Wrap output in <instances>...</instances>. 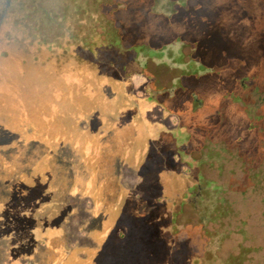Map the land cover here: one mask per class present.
<instances>
[{
    "label": "rangeland",
    "instance_id": "rangeland-1",
    "mask_svg": "<svg viewBox=\"0 0 264 264\" xmlns=\"http://www.w3.org/2000/svg\"><path fill=\"white\" fill-rule=\"evenodd\" d=\"M53 9V22L36 24L21 18L18 0H0V53H27L20 37L28 47L39 44L44 78L51 75L45 61L61 60L52 116L31 118L55 122L52 145L60 136L56 124L63 134L76 130L64 126L62 111L84 103L91 112L99 108L106 122L101 135L110 138L96 144L94 121L87 138L72 142L78 150L87 146L92 163L81 164L70 148L60 153L71 174L72 164L80 165L75 186L85 176L86 187L72 197V175L56 173L71 189L70 240L58 239L57 255L44 249L41 263L58 264L65 253L66 264H203L209 252L210 264L242 253L244 264H264V0H104L100 23L93 8L89 18L87 10L72 14V6L66 18ZM93 24L101 36L105 26L117 29L122 60L79 63L84 58L76 50L84 47L70 33ZM34 28L45 34L38 38ZM91 33L90 41L107 43ZM132 135L144 150L132 147ZM116 144L121 158L111 152ZM201 158L196 173L188 170ZM112 177L120 182L110 184ZM195 183L214 188L209 200L216 212L205 227L199 209L180 202Z\"/></svg>",
    "mask_w": 264,
    "mask_h": 264
},
{
    "label": "trees",
    "instance_id": "trees-1",
    "mask_svg": "<svg viewBox=\"0 0 264 264\" xmlns=\"http://www.w3.org/2000/svg\"><path fill=\"white\" fill-rule=\"evenodd\" d=\"M47 1L48 3L45 7L43 0H18L20 10L22 11L21 18L43 25L47 20L52 22L55 20L54 15L57 16V13H54V7L57 8L60 15L65 16L63 18H66L67 10L70 6H72V14L77 13V15H80L82 12L80 9L87 10L85 11V15L89 18L94 12L98 13V7L104 2V0ZM92 8L95 11L91 13ZM78 20L79 24H81V19ZM102 20L104 18L102 12H100L93 21L100 23ZM108 25H110V21ZM80 27L82 29L80 31L74 28L71 31L69 28H66L67 31H71L70 36L72 37V41H75L74 44L84 47V52H82V48L76 50L77 55L84 58L81 61L78 60L79 63L88 65L87 62L90 57L93 60L89 62L97 63L100 57H103L99 63L107 61L104 64L106 66V64L111 65L116 60L123 59L119 50L120 38L116 34L117 29L115 27H112V31L110 32L106 28L107 26H105L107 32H103L102 36L100 33H97L98 26L94 24L92 28H88L87 30L82 25ZM34 29V35L36 36L45 34L43 33L44 29ZM92 31L97 41H99L98 38L101 36L102 40H105L107 43L97 45L92 40V43H90ZM18 39L22 40L20 42L26 44L23 45L24 49H21V51L25 50L27 53L18 52L19 55L14 53L15 50H11V55L0 53V264H42L41 253L44 249L49 250L51 229L55 228L56 230L60 228L62 230L61 236L65 240L63 244L67 243L68 245L70 240L69 230L71 227L68 225L69 221H66V217L68 216L69 208H71L68 203V193L71 189L66 188L67 186L62 183V179L57 178L56 173L63 172L67 174L69 172L68 174L72 175V181L69 179L70 184L72 183V197H75L77 191L79 192L82 188L86 187L87 181V177L83 176L82 179L85 181L82 182V186H75L74 180L79 178L77 169L80 165L72 164V172L74 170L75 172L71 174L68 161L64 160L65 158L63 159L60 153L70 148L72 152L74 151L73 154L79 156L81 164L87 165L92 163V159L84 155L86 154L84 150L87 146L85 145L84 148L83 143L81 150H78L80 147L74 146L72 142L78 139L77 137L79 136L87 138L88 129L94 124V121L97 123L96 126L99 127V132L101 130L100 123H104L105 125L106 122L104 120L101 121L103 115L101 116V112L98 111L99 108L94 110L96 112L89 111L90 108H93L92 104L87 106L84 103V106L78 108V110L67 111L66 113L63 110L62 123L65 121L64 126L76 127V130L74 132L71 128L69 133L65 132L63 134V124H56L57 133L59 132L60 136L58 134L54 136L59 139L58 141L56 140V145H52L50 141L53 138L49 134H51L55 122L45 119V122L42 121L43 123L41 124L40 122L38 123L39 119L36 122H32L31 118H35L33 115L38 113L41 117L45 116L47 119L52 116V110L54 109L52 104L55 103L53 98L55 91L54 84L57 83L56 77L60 73L61 60H57L54 57L49 62L45 61L46 67H50L51 69L49 71L51 75H45L44 78L40 70L44 60L39 59L37 54L40 45L32 43L28 47L29 44L27 45L25 40L21 39V37ZM31 46L35 48L31 49ZM101 54L105 56H101ZM64 69L61 68V71L63 72ZM22 70H24L23 73ZM120 70L124 72L123 69ZM88 76L90 77L91 75ZM108 76L105 75V78L107 79ZM101 79L103 83L104 79L102 76ZM59 116H61L60 113L57 114V117ZM65 116L68 118L65 119ZM113 119L117 120L116 117ZM43 124L45 128H48L47 131L44 130L45 137L49 136L46 140L43 138L44 135L41 134L43 132ZM74 133H76L75 137L72 135ZM97 136L98 142L96 144L98 143V145H102L110 138V134L107 135L108 138H105L101 135V132L96 133ZM60 137H66L67 140L63 139L61 141ZM132 137L130 142L132 147L140 148V151L141 149L144 150V147L140 145L141 137L136 135H132ZM151 140L146 138L147 143L150 141V146H152ZM123 141L121 147L126 145L125 139ZM118 144H116V148H111V152H114V154H117V157L121 158L122 154H119L120 147ZM110 147L108 146V148ZM89 150H91L90 147ZM203 158L205 159V156ZM204 159H199L197 164L194 163L193 159L192 165L194 167L189 169L187 167V169L196 173L195 170H199V163ZM182 165L180 159L179 166ZM112 179H110V184L117 183V180L118 183L120 182V179H114L113 177ZM210 187L206 184L195 183V185L187 187L182 192L185 196H181L182 198L180 199V202H185V204L190 203L191 206L199 209V219L204 227L213 218L214 212H216L215 208L217 207V203L209 200L210 191L214 189ZM228 213L227 211L224 212V214ZM222 236L224 235L219 234L215 236L214 240L220 241L223 238ZM67 250L69 249L67 248ZM205 257L202 260L203 264H210L207 259L209 252L206 253ZM245 259V254L242 253L224 259L218 264H244Z\"/></svg>",
    "mask_w": 264,
    "mask_h": 264
},
{
    "label": "crops",
    "instance_id": "crops-1",
    "mask_svg": "<svg viewBox=\"0 0 264 264\" xmlns=\"http://www.w3.org/2000/svg\"><path fill=\"white\" fill-rule=\"evenodd\" d=\"M51 232H50V239H51V241H50V246H49V248H52V249H49V251H51L52 253H56V255H57V253H58V251H57V247H60V242L58 241V239L59 238H61L62 239V230H58L59 232L57 233V235H55V236H53L52 235V231H53V229H51L50 230ZM64 242H65V240H63ZM63 241L61 242V243H63ZM59 242V243H58ZM64 248V247H63ZM60 249V248H59ZM68 257V255L67 254H65L64 253V257L61 259V261H60V263H58V264H66L64 261L66 260V258ZM61 258V257H60ZM67 261V260H66ZM72 264V263H71Z\"/></svg>",
    "mask_w": 264,
    "mask_h": 264
}]
</instances>
